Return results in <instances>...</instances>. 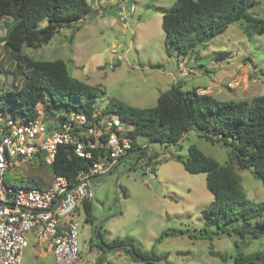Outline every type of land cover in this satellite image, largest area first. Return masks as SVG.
<instances>
[{"label":"rangeland","instance_id":"1","mask_svg":"<svg viewBox=\"0 0 264 264\" xmlns=\"http://www.w3.org/2000/svg\"><path fill=\"white\" fill-rule=\"evenodd\" d=\"M87 1L92 12L78 25L79 31L63 28L49 44L25 46L22 53L36 61L61 59L72 77L100 87L97 101H86L92 108L106 109L110 101L133 108H152L160 95L176 83L184 91L206 88L208 94L225 102L251 100L264 94V34L249 38L242 23H235L224 34L208 41L206 47L200 46L195 54H169L162 18L176 0ZM251 1L256 4L250 12L264 19V0ZM123 5L129 10L119 12ZM5 20L8 27L12 25L9 17L2 18L0 37L6 35ZM10 54L0 43V98L24 84ZM207 68L212 72L207 73ZM182 69L192 73L183 78ZM6 113L12 114L10 110ZM60 113L65 116L67 112L62 108ZM139 143L142 148L152 149L154 160L137 167L135 154L123 158L107 175L93 178L94 221H86L83 207L73 217L79 223L77 264H99L100 260L101 264L134 263L121 249L101 251V239L111 242L132 238L133 246L141 252L165 255L166 263L156 264H234L231 259L223 262L220 254L264 251V236L242 244L234 235L221 233L214 235L212 241L199 235L206 221L204 209L212 203L213 196L206 186V174L187 172L176 156L186 158L189 147L196 145L225 164L226 148L211 145L195 133H190L181 147L149 143L144 137L139 138ZM130 170L133 171L126 174ZM237 172L248 199L264 205L262 183L249 170ZM5 178L18 185H32L30 180L34 179L45 189L54 182V173L51 166L37 158L29 163L17 162ZM119 185L125 194L121 198ZM169 231L176 235H165L159 241ZM21 264H54V257L38 244L27 250Z\"/></svg>","mask_w":264,"mask_h":264},{"label":"trees","instance_id":"2","mask_svg":"<svg viewBox=\"0 0 264 264\" xmlns=\"http://www.w3.org/2000/svg\"><path fill=\"white\" fill-rule=\"evenodd\" d=\"M255 4L251 0H176L162 18L167 52L182 56L195 54L200 46L206 47L208 41L224 34L235 23H242L249 38L264 34V19L250 12ZM119 8L122 12L123 7ZM126 8L129 10L127 5ZM91 12L87 0H0V22L6 16L12 18V25L5 37H0V43L11 53L18 72L24 77L21 89L15 88L2 95L0 112L7 114L10 110L11 115L19 114L29 121L37 117L36 107L42 103L46 121L52 124L55 118V122L64 119V116L58 117L62 108L65 112L88 114L95 110L86 101L96 102L100 87L72 77L66 62L61 59L36 61L22 53L25 46L37 48L49 44L63 28L79 31L78 25ZM196 58H200L199 50ZM205 71L212 72L208 68ZM200 89L184 91L180 83H176L160 95L155 107L133 108L110 101L105 111L117 112L123 120L133 124L130 136L138 150L143 149L138 146L140 137L149 143L181 147L180 143L190 133L197 134L211 145L226 148L228 161L225 164L206 155L196 145L189 147L186 158L176 156L187 172L206 174V186L213 196L212 203L204 209L206 221L199 235L201 239L211 241L214 235L221 233L234 235L242 244L259 240L264 236V205L248 199L237 170H249L264 187V94L251 100L225 102L208 93L200 94ZM142 155L148 156V153ZM155 157L153 154L147 164ZM90 165V161L74 156L71 149L60 147L51 168L55 175L66 176L74 182L78 172ZM30 182L32 185L7 183L40 186L34 179ZM84 208L86 221L92 223V202L85 203ZM165 235L176 234L174 231L165 232L159 241ZM100 236L98 233L99 239ZM133 242L132 238L111 242L101 239L98 247L107 252L120 245L133 246ZM133 247L142 261L135 259L131 250L121 249L131 256L133 264L166 263L164 254L141 252ZM219 257L223 262L231 259L234 264H264V251H238L233 256L220 254Z\"/></svg>","mask_w":264,"mask_h":264},{"label":"built area","instance_id":"3","mask_svg":"<svg viewBox=\"0 0 264 264\" xmlns=\"http://www.w3.org/2000/svg\"><path fill=\"white\" fill-rule=\"evenodd\" d=\"M122 7L125 12L126 6ZM181 72L187 78L192 70ZM36 108L37 117L29 121L19 114L0 112V264H21L25 252L38 244L53 255L54 264H77L79 223L73 217L85 203L93 201V178L107 174L138 150L130 136L134 126L119 113L105 109L90 114L70 111L62 121L55 122V118L51 124L46 121L43 104ZM60 147L91 162L88 169L78 172L74 182L54 174V182L45 189L7 183L5 176L17 162L41 158L52 166Z\"/></svg>","mask_w":264,"mask_h":264},{"label":"water","instance_id":"4","mask_svg":"<svg viewBox=\"0 0 264 264\" xmlns=\"http://www.w3.org/2000/svg\"><path fill=\"white\" fill-rule=\"evenodd\" d=\"M142 152H146V153H148V158H147L143 163L148 162V160L150 159V157L154 154V152L152 151V149H150V148L148 147V148H143V149H140V150L134 151V152L130 153L129 155H127L126 157H128V156H132V155H135V154H139V153H142ZM143 163H139V164H137L136 166L138 167V166H140V165L143 164ZM132 171H133V170H130V171L126 172V174H129V173L132 172ZM107 174H108V173H107ZM107 174H103V175H101V176H105V175H107ZM119 190H120L119 198H121V197L124 196V191H123V189L120 187V185H119ZM97 233H99V231H97ZM113 249H129V250H131L132 255H133V257H134L135 259H137V260H139V261H142V260H143L142 257H140V256H138V255L136 254L134 247H133L132 245H130V244L120 245V246H117V247H115V248H110V250H113Z\"/></svg>","mask_w":264,"mask_h":264},{"label":"flooded vegetation","instance_id":"5","mask_svg":"<svg viewBox=\"0 0 264 264\" xmlns=\"http://www.w3.org/2000/svg\"><path fill=\"white\" fill-rule=\"evenodd\" d=\"M144 152H142V153H139V154H137V160H136V165L137 164H139V163H143L147 158H148V156H143L142 154H143ZM129 157V156H128ZM125 158H127V157H125ZM150 160V159H149ZM149 160H148V162H149ZM148 162H146V163H143V164H141V165H144V164H147ZM140 165V166H141ZM139 167V166H138ZM100 243V242H99Z\"/></svg>","mask_w":264,"mask_h":264},{"label":"crops","instance_id":"6","mask_svg":"<svg viewBox=\"0 0 264 264\" xmlns=\"http://www.w3.org/2000/svg\"><path fill=\"white\" fill-rule=\"evenodd\" d=\"M7 17H8V16H7ZM9 19L12 21V18H11V17H9ZM3 27H4V28L7 27V29L9 28V27H8V22H7V20L4 21V25H3ZM6 33H7V31H6ZM4 37H5V35H4ZM2 45H3V44H2ZM26 252H27V251H26ZM26 252H25V254H26ZM48 253H49V252H48ZM25 254H24V255H25ZM108 260H109V259H108Z\"/></svg>","mask_w":264,"mask_h":264}]
</instances>
